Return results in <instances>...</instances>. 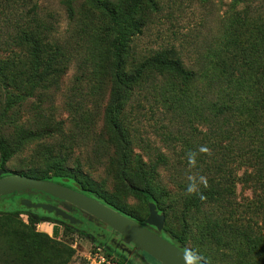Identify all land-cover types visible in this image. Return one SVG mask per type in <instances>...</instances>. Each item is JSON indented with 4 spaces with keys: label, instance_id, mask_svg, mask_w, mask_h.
I'll return each instance as SVG.
<instances>
[{
    "label": "rangeland",
    "instance_id": "374dc122",
    "mask_svg": "<svg viewBox=\"0 0 264 264\" xmlns=\"http://www.w3.org/2000/svg\"><path fill=\"white\" fill-rule=\"evenodd\" d=\"M13 1L15 4L0 14V139L11 152L5 171L52 175L50 164L67 156L68 165L79 163L81 171L106 198L145 219L147 203L132 195L127 188L130 182H121L118 176L113 155L116 151L110 144L114 133L104 122L111 90L106 72L114 62L103 39L106 25L98 22L96 13L86 17V0L74 1L73 19L67 16L65 0ZM155 2L157 11L149 15L142 34L129 39V55L124 58L127 71L169 48H174L185 69L200 70L213 60L233 27L241 26L246 44L258 39L264 42V0ZM26 12L30 15L24 16ZM35 12L37 16L32 15ZM36 24H40L37 39L33 33H21ZM168 80L162 76L143 78L116 111L118 121L131 135L134 154L147 158L161 153L166 157L167 166L159 167L161 182L151 185L157 205L165 214L161 233L168 238L181 237L184 248L210 258L212 264H264V178L254 181L252 166L257 160L248 151L250 145L257 148L262 143L264 154V102L256 106L251 124L245 125L250 131L242 133L235 125L226 131L227 127L221 125L223 119L219 118L216 125L200 119L197 112L207 110V106L197 98L195 104L184 103L179 87H171ZM168 90L178 93L165 101L162 94ZM261 91L264 93V85ZM250 139L254 143L250 144ZM193 141L203 142L217 157L223 156V170L231 178L220 182L223 198L229 197L228 204L238 207L236 212L230 213V207L217 212L209 203L198 211L195 205L199 196L186 199L187 192L180 186L188 183L189 174L196 175L186 155L188 143ZM261 160L264 166V158ZM13 200H0V210L15 207ZM30 213L41 218L36 232L49 237L57 229L60 241L74 246L76 259L68 264H83L81 254L93 242L112 251L108 241L96 235L108 233L103 227L86 223L75 227L76 233L66 234L60 219L39 209ZM216 215H220L219 226H207L208 219L214 220ZM19 218L28 222L24 212ZM16 240L7 235L0 244L4 248L17 244Z\"/></svg>",
    "mask_w": 264,
    "mask_h": 264
},
{
    "label": "trees",
    "instance_id": "16d2710c",
    "mask_svg": "<svg viewBox=\"0 0 264 264\" xmlns=\"http://www.w3.org/2000/svg\"><path fill=\"white\" fill-rule=\"evenodd\" d=\"M74 1L65 0L63 2L67 16L70 19L74 17ZM86 2L89 4V7L84 11L86 17L88 13H96L98 22L106 25L103 28V39L114 60L113 63L110 61L112 66L109 67V70L107 66L106 72L111 90L104 112V122L110 126L112 134L114 133V136L110 134L112 136L110 144L116 151L113 154L115 159H113L118 169V176L121 182H130L127 186L129 192L146 202L147 210L148 204L154 203L158 212L164 214L157 205L158 199L154 196L151 185L152 182H161L159 167L167 166V163L164 162L166 157L164 154L159 153L152 156L147 155V158H144L143 155L133 153L131 135L124 128V125L118 121L119 113H116V111L121 106L120 101L128 95L130 90L140 85L143 78L162 76L166 80L169 79L168 82L171 81V87H179L178 90L183 95L181 97L184 103L192 105V102L194 103L197 98L198 101L200 100L203 105L207 106V110L201 108L197 112L200 119L216 125L220 118L223 119L221 125L227 127L226 131H230L234 125L242 133L246 130L250 131L249 128L245 130V125L251 124L252 117L256 115V106L264 102V93L261 91L264 85V42L258 39L256 43L248 41L249 44H246L244 41L245 36L240 34V30L243 31L241 26L233 27L222 48L213 56V60L202 65L200 70L185 69L174 48H169L155 52L143 59L136 69L127 71L126 65L128 62L124 58L129 55V39L131 36L142 34V29L148 23L149 15L157 11L155 0H86ZM13 3L15 4L13 0H0V14L6 12ZM28 15H30V12L24 14V16ZM32 15L37 16V12ZM237 22L235 21L234 24ZM108 24L111 25V29L107 28ZM29 25L27 30H23L21 33H25L26 36L27 33L29 35L33 33L35 39H37L40 24H36L32 27L33 29ZM41 27L43 26L41 25ZM43 29H46V27ZM168 91L169 94L167 91L162 94L165 101L168 100V97L176 96V93H178L173 90ZM214 98L216 101H213ZM221 133L226 134L223 131ZM251 134V132L248 133V137ZM251 143H254V141L250 139ZM202 144L203 142L199 141L188 143V153L197 151ZM212 144L214 147L217 146L214 141ZM262 146L261 143V146L257 148H253L251 145L248 147V151L252 152L257 160L254 161L256 164L252 166L255 170L253 175L255 182L264 178V166L260 165L261 159L264 158V154L261 153ZM213 153L215 152L212 151L211 156L203 153L197 155V166L193 169H195L196 175L207 177L210 187L203 190L201 186L204 195L209 193L208 200H199L195 206L199 211L200 207L209 203L213 210L217 212H221L222 209L224 211L229 207L230 213L236 212L238 207L233 206L232 203L228 204L229 197L223 198L224 189L220 182H229L231 179L223 170L225 165L223 156L217 157ZM10 157V150L4 140L0 139V169L5 170L4 166ZM49 169V171H52V175L41 172L9 173L5 171V173L6 175H22L35 180L59 183L87 196H94L122 215L143 224L145 219L120 209L113 201L99 192L92 181L81 171L79 163L74 162L69 166L68 157L62 156V158L59 157L53 161ZM213 182L218 183L214 186ZM180 187L183 191H186L187 183H182ZM226 191L228 190L226 189ZM194 196L187 194L186 199L188 200ZM6 198L14 199L15 207L10 210H0V241L7 235H11V237L17 239V244L4 245V248L0 244V264H68L71 262L70 260L75 256V250L71 247V244L60 241L57 229L53 230L54 238L53 235L48 237L45 234L36 232L35 226L40 223L41 218L31 214L30 212L33 210L25 208L21 201H18L17 194L1 197L0 200ZM22 212L27 215V223L19 218ZM220 221V215H216L214 220L208 219L206 225L215 228L219 226ZM75 227L66 223L63 233H76ZM79 232L83 236L82 231ZM161 236L182 250L184 249L181 237L172 235L171 238H168L164 233H161ZM93 244L102 246L106 254L114 256L120 264H131L125 262L124 257L110 251L102 243L93 242ZM13 252H15V255L12 254Z\"/></svg>",
    "mask_w": 264,
    "mask_h": 264
},
{
    "label": "water",
    "instance_id": "95a60500",
    "mask_svg": "<svg viewBox=\"0 0 264 264\" xmlns=\"http://www.w3.org/2000/svg\"><path fill=\"white\" fill-rule=\"evenodd\" d=\"M28 192L46 194L60 201L61 206L22 199L21 204L27 209H40L67 221L70 225H75L82 223L70 214L71 209L76 208L90 220L109 227L121 237L124 244H132L136 251L144 252L160 264H184L182 249L161 236L165 216L158 212L154 203L148 204V215L143 224H140L103 204L94 196H87L53 181L35 180L22 175H6L5 170L0 169V198Z\"/></svg>",
    "mask_w": 264,
    "mask_h": 264
},
{
    "label": "flooded vegetation",
    "instance_id": "af4514ba",
    "mask_svg": "<svg viewBox=\"0 0 264 264\" xmlns=\"http://www.w3.org/2000/svg\"><path fill=\"white\" fill-rule=\"evenodd\" d=\"M19 197H21L22 199H24V198L27 199L28 197H31L30 198L31 201L61 206L60 201H58V200H56V199H54V198H52L46 194L39 193V192H28L26 194L20 195ZM42 212H45V211H42ZM70 213L72 216H74L75 218L82 221L81 224L72 225L74 227L77 225L82 226L83 224H86V223H87V225H88V223H93L97 227H103L108 233H101V234L97 233L96 235L99 236V239L101 241H103V240L108 241L107 244H108V246L111 247L112 251L114 253L126 258L129 263H131V264H160L159 262H157L156 260H154L153 258L148 256L144 252L136 251L135 247L132 244H123L121 242V237L119 235H117L115 232H113L109 227L105 226L104 224H102L98 221H94V220L89 221V217L88 216L85 217L84 213L77 210L76 208H72ZM49 215L52 216V214H49ZM36 216H39V215L36 214ZM58 219H60V218H58ZM60 221L63 222L64 224L68 223L67 221H63L61 219H60Z\"/></svg>",
    "mask_w": 264,
    "mask_h": 264
},
{
    "label": "clouds",
    "instance_id": "9594fccd",
    "mask_svg": "<svg viewBox=\"0 0 264 264\" xmlns=\"http://www.w3.org/2000/svg\"><path fill=\"white\" fill-rule=\"evenodd\" d=\"M198 153H203L209 156L212 155L211 149L204 145L200 146L197 151H190L187 154V162L190 169L197 166ZM186 179L188 181L186 187L187 194L198 195L200 200H206L207 197L203 194L201 186L204 189L210 187L207 177L204 175L189 174ZM182 251L184 264H212L210 258L203 257L199 252L191 248H184Z\"/></svg>",
    "mask_w": 264,
    "mask_h": 264
},
{
    "label": "built area",
    "instance_id": "2783aa9c",
    "mask_svg": "<svg viewBox=\"0 0 264 264\" xmlns=\"http://www.w3.org/2000/svg\"><path fill=\"white\" fill-rule=\"evenodd\" d=\"M49 237L52 235L49 234ZM71 247L75 249L73 245ZM81 259L83 264H120L114 256L106 254L104 248L97 244H93L85 254H81Z\"/></svg>",
    "mask_w": 264,
    "mask_h": 264
}]
</instances>
